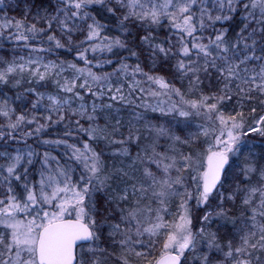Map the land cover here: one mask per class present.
<instances>
[{
	"label": "rangeland",
	"instance_id": "374dc122",
	"mask_svg": "<svg viewBox=\"0 0 264 264\" xmlns=\"http://www.w3.org/2000/svg\"><path fill=\"white\" fill-rule=\"evenodd\" d=\"M115 1L121 3L120 0ZM125 1V4L121 3L124 5L120 8L125 17L134 18L139 22L165 19L173 21L178 27L182 24L180 18L184 12L201 3L200 0ZM63 2L66 6L78 8L79 11L83 7L90 11L103 0H63ZM231 4V2L224 3L219 8L215 2L207 3L198 10L200 15L198 18L203 20V13L223 14L224 8ZM253 5L262 7L263 10L259 15L264 22V0L255 1ZM253 9L257 8L253 7ZM251 22L252 19L249 23L252 24ZM52 23L65 25L67 21L57 12V16L54 15V19L48 24ZM256 26L260 25L254 21L253 27ZM35 30L38 28L31 23L0 16V36L10 34L12 37L26 38ZM250 30L252 31L253 28ZM245 46L241 53L219 51V59L215 66L224 80L223 83H226L224 93L226 103L217 112L216 105H210L205 100L184 103V99L175 97L173 92L161 83L158 84L160 90H156L152 86L150 76L146 74H141V78H134L128 82L125 79L130 75L125 73H122V76L120 74L102 79L72 65H57L41 52L18 55L10 64L1 67V85L11 72L18 70L27 76L28 83L50 81L57 89L56 92L49 94L36 92L30 88L35 95L38 112L30 115L0 113V141H13L10 137L6 140L4 135L15 134L22 126L32 127L28 134L34 136V132L41 130L38 129L41 128L40 125H45L39 121L42 116L61 118L68 116L69 111L71 115L76 116L75 120L80 124L90 122L91 126L86 131L88 137L104 138L103 134L107 131V127L97 125L100 119L103 124L115 128L111 141L117 146L114 162L116 170L112 169V171L118 173L111 190V197L115 199L117 208L124 207L127 210L129 206L132 208L134 206L132 198L145 203L153 196L151 205L153 209H147L148 205L145 206V210L138 209L139 217L137 216L133 221L127 220L128 228L122 225L124 219L120 216L109 231L105 230L108 244L104 246L100 234L104 230L99 232L92 228L88 209L83 205L86 188L85 190L75 188L72 194L73 200H61L62 204L51 207L55 198L58 199L60 189L72 183V177L69 175H73V172L87 177V182L98 181L97 168L101 164L96 159L98 156L94 148L88 143L77 147L72 157H69L71 162L68 156L65 157L69 167L64 168L69 169L59 171L56 176L48 169L50 162L57 165L55 157L52 155L44 157L40 179L38 183H31L27 187L23 199H18L14 194L11 181L17 179L16 173L20 164L30 163L35 158L36 151L28 145L1 151L0 264H36L35 244L40 227L60 219L84 221L93 231L91 244L80 247L77 252V264H141L145 258L141 252H138L140 243L148 232L154 235L161 231H165L167 237L160 249L159 257L165 253L175 252L178 246L189 238L192 242L187 255L182 257L184 264H264V164L259 168L257 182L246 185L242 184H245L249 177L243 176L239 166L241 161L243 166L253 161L255 150L252 145L256 143H253V139L247 138V135L255 134L257 140H264L262 139L264 137V58H260L252 44L246 43ZM250 94L259 98L257 110L259 115L250 130L240 133V128L246 119V115L244 117L240 113L246 111L244 108L248 102L252 104L255 102V98ZM231 98H233L232 103ZM221 101L217 102L218 105L222 103ZM118 104L120 107L134 110L130 122L123 120L117 113H114V118L110 121H106V115L92 113L104 106L112 107ZM4 106L3 109L6 110L7 104L4 103ZM117 111L116 108L115 112ZM187 125L191 134H188ZM180 129L186 135L182 139L176 134ZM158 132H161V135ZM152 133H158V137H161L160 142L166 143V146H163L166 153L148 156V138ZM193 136L195 138L200 136L204 141L196 154L195 152L190 154L186 150L189 143H192ZM137 143L139 145H136ZM229 146L233 147L229 152L230 163L234 158L239 160L233 161V169L227 181H222V186L220 185L215 193L207 198L202 208L205 211L200 217V223L207 224V227H201L193 232L191 224L196 216L192 212L200 200L206 157L211 152L226 151ZM138 160L142 162L147 174L148 168L151 169L149 177L141 179ZM237 174L240 178L236 185ZM11 176L16 179H12ZM151 186H157V193L152 191ZM71 190L69 189V192H72ZM217 195L231 201L238 195L241 203L246 206L245 209H248L244 211L248 213V220L243 223L241 212L235 222L237 225L242 224V228L244 225V228L242 232L235 233L237 236L232 242L221 240L219 234L210 225L211 222L221 225V219L224 218L218 207H215V211L210 208L211 200L219 202ZM220 204L223 202L220 201ZM32 206L35 207L33 212L35 214L27 218L26 212ZM20 214H26V218H20ZM131 218H134L133 215ZM151 225H154V228L149 230ZM109 240H115L125 249L116 250V245ZM155 261L152 263L147 261L143 264H154Z\"/></svg>",
	"mask_w": 264,
	"mask_h": 264
},
{
	"label": "trees",
	"instance_id": "16d2710c",
	"mask_svg": "<svg viewBox=\"0 0 264 264\" xmlns=\"http://www.w3.org/2000/svg\"><path fill=\"white\" fill-rule=\"evenodd\" d=\"M120 1L126 3L125 0ZM200 1L201 3L197 4L195 8L184 12L180 18L182 24L178 27L173 21L165 19L139 22L134 18L125 17L122 13L123 10L120 9L124 4L117 3L115 0H103L100 5H95L90 11L84 7L79 11L78 8L66 6L63 0H0V16L15 21L23 20L36 25L38 28L26 38L12 37L10 34L0 36V68L10 64L18 55L41 52L47 59L57 65H72L75 68L89 71L94 76L102 79L112 78L120 74L122 76V73H125L130 75L125 79L128 82L134 78H141V74H146L150 76L152 86L156 90H160L158 84L161 83L168 90H171L175 97L178 98L179 96L184 99V103L205 100L210 105H216L217 112L226 103V95L224 94L226 83H223L224 80L220 77L219 70L215 66L217 59H219V51L226 50L229 53L232 51L241 53L246 48L245 44L250 43L260 58L263 59L264 22L261 21L259 15V12L263 9L253 5L255 1L261 0ZM214 2L219 8L224 3L231 2L232 4L224 8L223 14L213 15L208 13L207 15V13H203L204 19L200 20L198 10L203 8L205 4ZM253 7L257 9H253ZM57 12L66 19L67 23L65 25H60V23L48 24L54 19V15L57 16ZM250 19H252V24L249 23ZM254 21H257V25L260 26L253 27ZM251 28H253L252 31ZM27 79L23 72L15 70L11 72L2 85L0 84V113L14 112L30 115L38 112V107L35 105L36 98L30 88H33L36 92L49 94L56 92L57 88L52 86L50 81L33 84L28 83ZM83 95L86 96L84 93ZM251 97L255 98L254 104L248 102L244 108L246 111L240 113L244 117L246 115L240 133L250 130L254 125V120L259 115V111H257L259 98L254 94ZM220 101L222 103L218 105L217 102ZM230 102H233V98ZM4 103L8 106L6 110L3 109L5 107ZM116 108L118 109L117 112H115ZM92 113L94 115H106V121L112 120L114 113H117L122 116L123 120L130 122L134 110L129 107H120L118 104L112 107L104 106ZM71 114L69 111L68 116L61 118L42 116L39 121L45 123V125H40L41 128L38 129L41 130L34 132V136L31 133L28 134L32 127L26 126L20 127L15 134H5L6 140L10 137L13 141H0V152L19 146L24 147L25 145L32 146L36 151V156L30 163L22 162L20 164L16 173L17 179L11 176L12 179H16L13 182L11 181L14 194L18 199H23L27 187L31 183H38L44 157L48 155L55 157L57 165L50 162V168L48 169L56 176L59 171L69 169L64 168L69 167L66 164L65 157L68 156L67 158L70 161L69 157H72V153L77 147L88 143L91 148H94L98 156L96 159L101 164L97 168L99 170L96 174L98 181L90 180L87 182V177L73 172V175H69L72 177L70 187L66 185L60 189L58 199L55 198L51 207L62 204L61 200H73L72 194L75 188L76 190H85L86 188L85 204L83 205L88 209L92 228L99 232L104 230L100 233L102 234L101 241L104 246H107L106 231H109L115 225L120 216L124 219L122 225L128 228L127 220L132 219L133 221L137 216L139 217L138 209L145 210L146 205H148L147 209H153V206H151L153 196L145 203L132 198L133 208L131 206L127 210L124 207L117 208L115 199L111 197V190L114 180H117L118 173V171L113 172L116 170L114 162L116 161L115 147L117 146L112 144L111 136L115 128L103 124V121L99 119L97 125L107 127V131L103 134L104 138H90L86 134L91 126L90 122H81L80 124L75 120L76 116ZM187 129L188 134H191L189 125H187ZM158 133L161 135V132ZM158 133H152L148 138L147 153L149 157L158 153H166L163 148L166 143L160 142L161 137H158ZM176 134L180 139L186 136L182 129L177 131ZM193 138L192 143H189L188 148L186 147L187 152L190 154L194 152L196 154L204 144L200 136L196 138L193 136ZM247 138L253 139L252 141L256 145H252L255 150L252 163L243 166L242 161L239 162L243 176L249 177L242 185L256 183L259 168L264 164V140L258 139V141L255 134H248ZM136 145H139V143ZM237 160L239 159L234 158L233 161ZM233 161L230 163L223 181H227L228 175L232 172ZM146 165L151 167L149 163H146ZM138 169L140 170L141 179L151 175V169L148 168L149 173L147 174L142 162L139 160ZM240 169L238 168V171ZM238 174L236 175V185L240 178ZM231 187L234 186L231 185ZM69 189H72V192H69ZM151 189L154 193H157V186H151ZM218 198L219 202L217 200L210 201V208L215 211V207H218L224 218L221 219V225L212 222L210 225L219 234L221 240L232 242L237 236L235 233L242 232L244 228V225L242 228V224L237 225L235 222L241 212L243 223L248 220V213H244L248 209H245L246 206L241 203L238 195L232 201L221 196H218ZM220 201L223 204H220ZM202 208L197 206L193 209L192 213L196 216L191 224L193 232L201 227H207V224L200 223V217L205 211ZM38 211L39 208L37 207ZM33 212H35L34 206L27 210V218L35 214ZM25 215L20 214L19 216L23 219L26 218ZM132 215L134 218H131ZM152 227L154 228V225H151L149 230H152ZM166 237L165 231L154 235L147 233L146 238L143 239L140 248H138V252H141L145 258L141 264L147 261L152 263L159 257L160 249ZM110 241L113 245H116V250L123 251L125 249L117 244L115 240ZM191 242L190 240L189 247ZM184 255H187V252Z\"/></svg>",
	"mask_w": 264,
	"mask_h": 264
},
{
	"label": "water",
	"instance_id": "95a60500",
	"mask_svg": "<svg viewBox=\"0 0 264 264\" xmlns=\"http://www.w3.org/2000/svg\"><path fill=\"white\" fill-rule=\"evenodd\" d=\"M230 146L226 151H215L207 155L202 175L201 194L198 207L202 208L207 198L221 184L229 165ZM93 232L83 221L61 219L44 225L37 234L35 244L36 264H77V249L92 241ZM189 248L186 238L174 253H165L154 264H182V254Z\"/></svg>",
	"mask_w": 264,
	"mask_h": 264
}]
</instances>
